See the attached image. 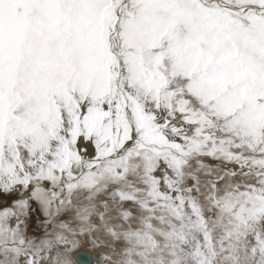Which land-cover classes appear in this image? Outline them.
<instances>
[{
    "label": "snow or ice",
    "instance_id": "obj_1",
    "mask_svg": "<svg viewBox=\"0 0 264 264\" xmlns=\"http://www.w3.org/2000/svg\"><path fill=\"white\" fill-rule=\"evenodd\" d=\"M0 264H264V0H0Z\"/></svg>",
    "mask_w": 264,
    "mask_h": 264
}]
</instances>
